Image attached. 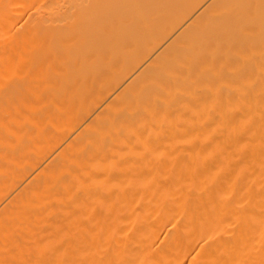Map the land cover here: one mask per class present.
<instances>
[{
    "label": "bare ground",
    "instance_id": "obj_1",
    "mask_svg": "<svg viewBox=\"0 0 264 264\" xmlns=\"http://www.w3.org/2000/svg\"><path fill=\"white\" fill-rule=\"evenodd\" d=\"M0 264H264V0H0Z\"/></svg>",
    "mask_w": 264,
    "mask_h": 264
}]
</instances>
